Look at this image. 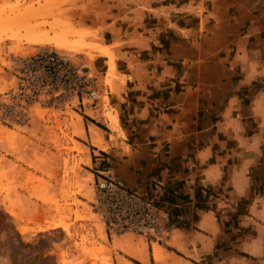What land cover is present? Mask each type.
<instances>
[{
	"label": "crops",
	"instance_id": "crops-1",
	"mask_svg": "<svg viewBox=\"0 0 264 264\" xmlns=\"http://www.w3.org/2000/svg\"><path fill=\"white\" fill-rule=\"evenodd\" d=\"M106 1L78 22L119 45L100 88L114 131L78 116L71 156L162 207L168 237L109 236L71 207L65 264H264V0Z\"/></svg>",
	"mask_w": 264,
	"mask_h": 264
},
{
	"label": "rangeland",
	"instance_id": "rangeland-1",
	"mask_svg": "<svg viewBox=\"0 0 264 264\" xmlns=\"http://www.w3.org/2000/svg\"><path fill=\"white\" fill-rule=\"evenodd\" d=\"M92 1L0 0V93L14 84L8 57L42 48L64 53L88 68L99 88L111 87L115 75L111 50L119 45L100 46L99 42L104 32L115 33L102 28L104 25L92 29L78 22L99 7ZM191 19L187 16L185 20ZM114 32L119 34L120 29ZM146 45L140 41L133 52L145 55ZM101 58L105 61L98 65ZM102 100L106 104L103 119L95 123L103 131H114L109 100L105 95ZM78 116L70 111L36 109L26 127L0 125V264H58L53 252L57 250L58 260L65 264L62 249L69 244L66 220L71 207L74 221L82 219L77 207H83L95 229L103 231L92 205L94 182L101 176L92 178L83 171L82 158L71 156H81L72 140L78 135ZM86 170L92 172V168Z\"/></svg>",
	"mask_w": 264,
	"mask_h": 264
},
{
	"label": "built area",
	"instance_id": "built-area-1",
	"mask_svg": "<svg viewBox=\"0 0 264 264\" xmlns=\"http://www.w3.org/2000/svg\"><path fill=\"white\" fill-rule=\"evenodd\" d=\"M12 87L0 93V125L26 127L36 109L75 112L91 122L103 119L106 104L88 68L53 49L8 57ZM93 209L109 236L134 235L164 243L168 213L142 193L108 176L94 182Z\"/></svg>",
	"mask_w": 264,
	"mask_h": 264
},
{
	"label": "trees",
	"instance_id": "trees-1",
	"mask_svg": "<svg viewBox=\"0 0 264 264\" xmlns=\"http://www.w3.org/2000/svg\"><path fill=\"white\" fill-rule=\"evenodd\" d=\"M93 124H95V126H97L98 128H101L103 130V127L101 125H98L96 123H93Z\"/></svg>",
	"mask_w": 264,
	"mask_h": 264
},
{
	"label": "bare ground",
	"instance_id": "bare-ground-1",
	"mask_svg": "<svg viewBox=\"0 0 264 264\" xmlns=\"http://www.w3.org/2000/svg\"><path fill=\"white\" fill-rule=\"evenodd\" d=\"M45 40H46V41H48V40H51V39H49V38H46ZM58 42H60V41H58Z\"/></svg>",
	"mask_w": 264,
	"mask_h": 264
}]
</instances>
